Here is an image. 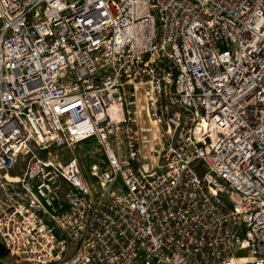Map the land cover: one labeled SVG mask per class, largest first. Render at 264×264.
<instances>
[{
	"label": "built area",
	"instance_id": "2783aa9c",
	"mask_svg": "<svg viewBox=\"0 0 264 264\" xmlns=\"http://www.w3.org/2000/svg\"><path fill=\"white\" fill-rule=\"evenodd\" d=\"M0 243L264 264V0H0Z\"/></svg>",
	"mask_w": 264,
	"mask_h": 264
},
{
	"label": "rangeland",
	"instance_id": "374dc122",
	"mask_svg": "<svg viewBox=\"0 0 264 264\" xmlns=\"http://www.w3.org/2000/svg\"><path fill=\"white\" fill-rule=\"evenodd\" d=\"M96 151V142L94 139L81 144L76 149V157L79 159L80 165L84 171L85 176H88L89 170L93 163H95L93 154ZM84 155L88 157L84 158ZM3 264H13V261L9 258L4 259Z\"/></svg>",
	"mask_w": 264,
	"mask_h": 264
},
{
	"label": "trees",
	"instance_id": "16d2710c",
	"mask_svg": "<svg viewBox=\"0 0 264 264\" xmlns=\"http://www.w3.org/2000/svg\"><path fill=\"white\" fill-rule=\"evenodd\" d=\"M8 255V251L6 250V248L0 243V261L2 259H4L5 257H7ZM1 264V263H0Z\"/></svg>",
	"mask_w": 264,
	"mask_h": 264
}]
</instances>
